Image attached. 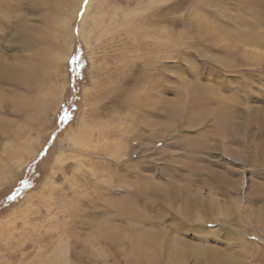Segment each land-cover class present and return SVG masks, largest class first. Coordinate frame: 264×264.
I'll use <instances>...</instances> for the list:
<instances>
[{"label":"rangeland","instance_id":"374dc122","mask_svg":"<svg viewBox=\"0 0 264 264\" xmlns=\"http://www.w3.org/2000/svg\"><path fill=\"white\" fill-rule=\"evenodd\" d=\"M88 3L0 0V264H264V0Z\"/></svg>","mask_w":264,"mask_h":264},{"label":"bare ground","instance_id":"6f19581e","mask_svg":"<svg viewBox=\"0 0 264 264\" xmlns=\"http://www.w3.org/2000/svg\"><path fill=\"white\" fill-rule=\"evenodd\" d=\"M78 1V2H77ZM72 2H73V5H75V3H77L76 5H78L79 3H80V0H72ZM92 0H89V3H88V6H87V10H86V14H85V16L83 17V19H82V24H81V29H80V33H82V35L84 36V33H86L87 32V28L85 27L86 26V24H87V21H88V16H89V14H90V9H91V7H92ZM82 5V4H81ZM79 8V7H78ZM75 13H76V10H75ZM72 14V13H71ZM70 16H72V15H70ZM58 18V17H57ZM66 19V18H65ZM65 19H63L67 24H70L69 22H70V20L69 21H67V20H65ZM93 23L95 24V23H97L96 22V19L95 18H93ZM99 23V22H98ZM61 59V58H60ZM63 61V60H62ZM60 65V64H59ZM58 65V66H59ZM31 153V152H30ZM34 153V152H33Z\"/></svg>","mask_w":264,"mask_h":264}]
</instances>
